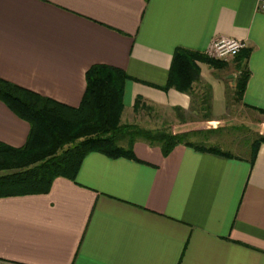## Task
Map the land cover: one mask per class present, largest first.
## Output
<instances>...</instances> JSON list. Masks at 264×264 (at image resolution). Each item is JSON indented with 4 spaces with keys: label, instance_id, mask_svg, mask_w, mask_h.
I'll list each match as a JSON object with an SVG mask.
<instances>
[{
    "label": "crops",
    "instance_id": "1",
    "mask_svg": "<svg viewBox=\"0 0 264 264\" xmlns=\"http://www.w3.org/2000/svg\"><path fill=\"white\" fill-rule=\"evenodd\" d=\"M259 2L0 0V78L79 106L87 70L109 64L129 76L123 117L137 97L188 111L190 95L161 89L175 49L207 53L215 38H236L250 50L243 99L236 56L224 68L199 62L201 79L212 86L214 117L231 97L246 115L228 119L254 129L251 118L264 117ZM30 130L0 99V142L23 146ZM134 152L88 153L75 181L0 198V264H264V143L253 165L186 145L165 156L139 141Z\"/></svg>",
    "mask_w": 264,
    "mask_h": 264
},
{
    "label": "trees",
    "instance_id": "2",
    "mask_svg": "<svg viewBox=\"0 0 264 264\" xmlns=\"http://www.w3.org/2000/svg\"><path fill=\"white\" fill-rule=\"evenodd\" d=\"M249 55L247 48L236 55L241 69L236 85L237 100L240 101L250 78L245 63ZM199 62L216 68L227 66L226 60L177 47L168 82L161 89L175 88L190 95L189 111L200 114L202 121L212 120V86L202 81ZM128 79V74L119 67L94 64L86 72L87 85L80 105L71 106L0 78V99L31 126L23 146L0 142V198L47 193L57 177L75 181L84 158L91 152H100L110 158L137 159L134 145L139 141L160 147L165 156L177 145H186L228 158L248 156L251 165L254 164L264 143V134L250 132L246 126H187L174 131L170 126L147 128L123 123L124 90ZM151 105L137 97L133 110L136 113L151 109ZM172 110L179 122L187 123V111L178 106ZM258 110L264 114V110ZM235 130L249 134L238 147L243 149L249 145L248 154L224 149L219 144L223 141L213 140L215 136Z\"/></svg>",
    "mask_w": 264,
    "mask_h": 264
},
{
    "label": "rangeland",
    "instance_id": "3",
    "mask_svg": "<svg viewBox=\"0 0 264 264\" xmlns=\"http://www.w3.org/2000/svg\"><path fill=\"white\" fill-rule=\"evenodd\" d=\"M233 101L231 97H228V108L227 111L224 114H221L217 117H214V113L212 111L211 118L212 120H205L202 121L199 118L200 114L192 112V111H187L185 114L186 117V122L187 123H182L179 122L176 119L175 112L172 109H167L155 105L151 109H142L139 112H133V111H128L125 116L123 117V123H135L138 124L142 127H147V128H157V127H162V126H170L172 130L177 131V130H182L187 126H210V127H226L229 128L231 126H242L239 125L244 122L243 121H238L239 124H235L234 120L228 119L230 117L229 115H234L243 117L245 114L244 111H238V108L233 106ZM186 111V110H185ZM261 117V116H260ZM260 117L251 118V121L253 122V128L249 127L250 132H260V130H264V117L262 120H260ZM237 123V122H236ZM224 134V135H223ZM221 135L223 136H215L213 137V140H220L223 141L222 143H219L221 147L224 149L230 150L235 153H240V154H248L249 153V148L250 146L243 149H238V147L242 146L244 142V138L249 135L247 133H243V131L240 130H235L234 132H227L223 133Z\"/></svg>",
    "mask_w": 264,
    "mask_h": 264
},
{
    "label": "built area",
    "instance_id": "4",
    "mask_svg": "<svg viewBox=\"0 0 264 264\" xmlns=\"http://www.w3.org/2000/svg\"><path fill=\"white\" fill-rule=\"evenodd\" d=\"M258 10L264 12V0H260ZM245 47L246 43L242 40L230 37H218L212 41L207 54L217 59L227 60L230 57H235Z\"/></svg>",
    "mask_w": 264,
    "mask_h": 264
}]
</instances>
